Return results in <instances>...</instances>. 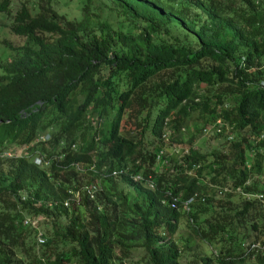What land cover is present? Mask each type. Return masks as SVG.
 <instances>
[{"label": "trees", "instance_id": "1", "mask_svg": "<svg viewBox=\"0 0 264 264\" xmlns=\"http://www.w3.org/2000/svg\"><path fill=\"white\" fill-rule=\"evenodd\" d=\"M58 3L0 0V264H264V0Z\"/></svg>", "mask_w": 264, "mask_h": 264}, {"label": "rangeland", "instance_id": "2", "mask_svg": "<svg viewBox=\"0 0 264 264\" xmlns=\"http://www.w3.org/2000/svg\"><path fill=\"white\" fill-rule=\"evenodd\" d=\"M60 6L58 4H55V8L61 12L64 13L68 17H77L79 12V0H58ZM62 3V4H61ZM9 18L6 17L4 13H0V40L5 38L12 40L14 37L7 31V28L3 25V23L8 24ZM209 131V130H208ZM207 132H204L200 135L197 140L196 144H199L202 149L209 150L211 148L210 145L207 144ZM22 152V149H17L15 151V154H20ZM178 230L181 231L182 235H185V232L183 229L179 228ZM180 231H177L180 233ZM194 245H196L201 252H205L208 247L204 245L203 243H200L198 241H194Z\"/></svg>", "mask_w": 264, "mask_h": 264}, {"label": "built area", "instance_id": "3", "mask_svg": "<svg viewBox=\"0 0 264 264\" xmlns=\"http://www.w3.org/2000/svg\"><path fill=\"white\" fill-rule=\"evenodd\" d=\"M218 123H219V121L216 120L214 125H212L210 127L203 128L202 132L203 133L207 132L208 129H210V128H214V130L217 131L215 125L218 124ZM136 178H137V176H135L133 179H136ZM189 201H190V199L182 202L183 210L188 211V203H189ZM176 202H177V198L176 197H171L170 200H169V204H168L169 207L175 208L176 207ZM23 224H28V225L34 227V229H35V242H36L37 245H41V244H43L45 242V238L42 236L41 232L35 226V224H36V220L35 219L25 218L23 220ZM249 248L254 250L255 252H260V253L263 254L264 253V242H262V243H260V242L251 243L249 245ZM34 264H47V263H45V261L43 260L42 262L36 261Z\"/></svg>", "mask_w": 264, "mask_h": 264}, {"label": "clouds", "instance_id": "4", "mask_svg": "<svg viewBox=\"0 0 264 264\" xmlns=\"http://www.w3.org/2000/svg\"><path fill=\"white\" fill-rule=\"evenodd\" d=\"M39 138L42 139V137H39ZM43 138H44V137H43ZM34 163H35V164H38V163H39V158H38V157L34 159Z\"/></svg>", "mask_w": 264, "mask_h": 264}]
</instances>
